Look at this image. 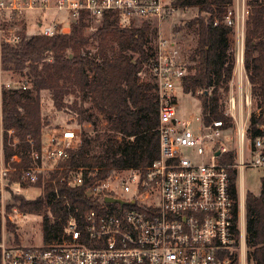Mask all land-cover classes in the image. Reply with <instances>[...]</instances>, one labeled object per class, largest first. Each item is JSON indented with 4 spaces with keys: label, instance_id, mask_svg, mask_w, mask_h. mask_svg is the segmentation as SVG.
I'll list each match as a JSON object with an SVG mask.
<instances>
[{
    "label": "built area",
    "instance_id": "1",
    "mask_svg": "<svg viewBox=\"0 0 264 264\" xmlns=\"http://www.w3.org/2000/svg\"><path fill=\"white\" fill-rule=\"evenodd\" d=\"M178 10L189 9L175 7L171 0H0V46L16 45L23 35L69 34L81 21L93 30L92 25L105 17L122 28L153 26ZM232 16L229 11L226 24L243 29V20L241 25ZM240 42L243 49V36ZM241 65L235 76L239 96L228 95L225 102L228 123L204 124L201 115L183 118L177 111L176 92H183L186 63L177 44L157 31L151 72L158 93V158L145 167L112 170L93 182L84 193L92 208L70 217L62 236L50 244L43 240L39 246L16 244L5 238L1 227V264H231L234 259L243 264L245 258L241 261L236 254L243 251L246 235L240 217L242 173L264 168V122L254 134L250 117L259 118L263 109L253 107L250 91L241 90L243 79L249 86L242 53ZM27 88L22 79L0 78V116L2 90ZM17 143L13 138L12 146ZM79 144V131L60 128L39 150H30L25 167L16 169L12 164H19L20 156L5 160L0 142V193L13 173H18L17 185L31 186L48 176ZM228 154L230 162L223 159ZM231 173L237 176V207ZM65 182L70 188L81 187L83 171L70 170Z\"/></svg>",
    "mask_w": 264,
    "mask_h": 264
},
{
    "label": "trees",
    "instance_id": "2",
    "mask_svg": "<svg viewBox=\"0 0 264 264\" xmlns=\"http://www.w3.org/2000/svg\"><path fill=\"white\" fill-rule=\"evenodd\" d=\"M171 3L180 9L196 11L193 18L175 29L192 31L196 37L184 59L186 75L182 91L199 100L204 124L214 120L228 123L223 112L235 69V52L230 43L234 28L226 24L225 18L232 11L234 0H171ZM247 12L243 69L254 107L263 109L259 118L250 117L255 134L256 126L264 122V0H248ZM87 27L81 21L69 34L23 35L16 45L0 46V70L19 75L30 87L26 90L34 92L31 95L26 90L3 89L1 93L3 155L5 160L20 156L21 162L13 163L14 168L25 167L30 150L40 148L41 92L50 95L55 110L74 114L79 126L92 123L82 105L88 98L107 125L102 154H89L90 139L80 131L79 146L68 151L59 169L49 173L37 198L12 196V206L20 213L41 217L45 244L62 236L70 217H78L92 208L84 193L93 182L106 178L112 170L145 167L159 155L158 93L151 72L157 29L147 23L122 28L110 17L103 18L92 33H86ZM78 96L79 101L70 103L71 97ZM8 131L12 132L10 136ZM13 138L18 140L15 146ZM223 159L230 162L232 155ZM79 169L83 171L84 184L79 188L68 187L65 182L68 172ZM91 173L95 175L88 179ZM40 179L31 186L40 185ZM17 180L18 173H13L6 189L10 190ZM236 183L237 176L231 173L230 187L237 207ZM260 185L259 194L246 192L243 203L246 259L253 264H264V178ZM5 222L12 240L19 244L16 225ZM231 264L239 262L234 259Z\"/></svg>",
    "mask_w": 264,
    "mask_h": 264
},
{
    "label": "rangeland",
    "instance_id": "3",
    "mask_svg": "<svg viewBox=\"0 0 264 264\" xmlns=\"http://www.w3.org/2000/svg\"><path fill=\"white\" fill-rule=\"evenodd\" d=\"M168 2V0H164ZM239 3V6L236 5ZM247 3L248 0H235V3L232 7L233 11V19L236 22L237 18L239 23L243 24V29H237L234 26V32L230 37L231 47L235 52V69L233 72L232 81L230 83L229 93L228 95H232L237 99L239 96L240 90L238 85L236 84V72L238 67L241 65V36H244V21L246 18L247 11ZM196 11L189 9L188 11L178 10L175 13L168 16L166 19L161 21L160 23H154L153 27L157 29L162 38L173 41L177 44L180 50L181 59L184 61L186 55H188L190 49L195 45V35L192 31H186L185 29L176 32L175 29L177 27L183 26L188 20L195 16ZM99 23L93 24V30L87 29L86 33H92L95 31V27ZM241 24V25H242ZM240 25V26H241ZM30 32L33 30L31 26L28 29ZM148 74V73H147ZM146 74V75H147ZM147 77V76H146ZM0 78L2 82H14L20 81L21 78L19 75L11 73V72H3L0 70ZM30 87L28 86L27 89ZM241 90L244 93L249 92V86L246 83V80L243 79ZM27 91V90H26ZM27 93L34 95V92L28 90ZM176 104L178 114L183 117H189L191 115L200 117V103L197 100L196 96H191L189 94H185L183 92H176ZM227 99V98H226ZM79 101L78 97H71L70 103L72 101ZM81 102V101H80ZM226 102V100H225ZM83 108L87 115L91 116L92 123L90 126H79L77 125V120H75V115L72 113H67L65 111H57L53 107V104L50 99V95L47 92H41L40 94V112H41V120H42V129H41V143L46 140L47 136L53 135L58 132V129L63 128L65 126H73L75 129H78L85 134L90 139V148L89 154L91 155H100L103 153L106 146L107 139V125L105 124V119L98 114L93 108L90 100L84 99L82 101ZM254 107V103H253ZM226 108V107H225ZM77 126V127H76ZM0 142L2 143V128L0 121ZM234 146V144H231ZM48 176L44 174L42 179H40V185L37 186H29V185H17L13 184L10 187V190H3L0 193V227H3L5 231V238L7 237L8 241H12V235L9 231L6 230L5 221H11L17 227V235L19 238V242L23 246H39L42 244V233H41V217L37 215H28L20 213L15 207L14 202L12 200V196L20 195L28 200H33L37 198L42 193V185L46 182ZM264 178V168L260 169H246L242 173V189L244 194L246 192L251 193L257 196L260 192V182L261 179ZM244 199V197H243ZM244 203V200H243ZM11 206L9 210L7 207ZM9 211V212H8ZM243 215L244 217V206L243 211L240 207V217ZM246 237V235H245ZM7 241V240H6ZM246 247L244 243L243 251H236L237 257L245 258L243 264H253L246 259ZM242 261V260H241Z\"/></svg>",
    "mask_w": 264,
    "mask_h": 264
},
{
    "label": "crops",
    "instance_id": "4",
    "mask_svg": "<svg viewBox=\"0 0 264 264\" xmlns=\"http://www.w3.org/2000/svg\"><path fill=\"white\" fill-rule=\"evenodd\" d=\"M234 3H235V0H234ZM234 5V4H233ZM236 5H238L239 6V3L237 4L236 3ZM65 127H68V128H71V129H73V130H75V131H79L80 132V130H78V129H75V127H73V126H71V125H69V126H65ZM77 127V126H76ZM64 128V127H63ZM244 200V199H243Z\"/></svg>",
    "mask_w": 264,
    "mask_h": 264
},
{
    "label": "water",
    "instance_id": "5",
    "mask_svg": "<svg viewBox=\"0 0 264 264\" xmlns=\"http://www.w3.org/2000/svg\"><path fill=\"white\" fill-rule=\"evenodd\" d=\"M107 201H110V199H107Z\"/></svg>",
    "mask_w": 264,
    "mask_h": 264
}]
</instances>
